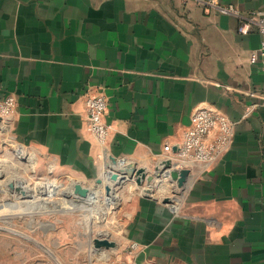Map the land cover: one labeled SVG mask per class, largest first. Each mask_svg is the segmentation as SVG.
Listing matches in <instances>:
<instances>
[{"label":"crops","instance_id":"crops-1","mask_svg":"<svg viewBox=\"0 0 264 264\" xmlns=\"http://www.w3.org/2000/svg\"><path fill=\"white\" fill-rule=\"evenodd\" d=\"M216 1L237 15L193 0H0L6 133L56 165L86 169L103 147L85 99L102 95L106 155L131 167L128 157L166 156L159 163L188 170L181 188L164 176L176 193L168 203L158 191L135 202V246L108 264H264L261 36L237 31L264 0ZM201 108L231 124L230 142L211 163L180 165L172 156ZM220 133L217 124L205 141Z\"/></svg>","mask_w":264,"mask_h":264},{"label":"rangeland","instance_id":"rangeland-1","mask_svg":"<svg viewBox=\"0 0 264 264\" xmlns=\"http://www.w3.org/2000/svg\"><path fill=\"white\" fill-rule=\"evenodd\" d=\"M10 121L0 116L1 125L7 126ZM3 132L0 133V178H3L0 186H5L0 189V264L111 263L134 248L128 228L135 202L150 198L148 191H158L162 199L157 201L164 204V200L171 201L176 195L170 178L158 173L159 164H168L165 171L173 167L168 162L159 163L166 156L148 162L128 157L136 170L128 177V169L119 165V158L109 154L106 157V146L102 144V152L89 167L71 169L56 165L52 158L15 140L6 130ZM22 149L35 154L36 162L20 159ZM168 152L165 150L163 154L171 158ZM172 158L184 166L190 161L197 163L183 157L180 151ZM111 173L123 175L124 179L114 181ZM46 181L57 182L63 189L61 195H42L36 198V203H31L22 194L24 185L33 187ZM175 186L181 188L177 183ZM96 190L98 199L88 201V196ZM4 191L8 193L5 195ZM81 191L86 194L81 195ZM114 196L115 203L109 205V198Z\"/></svg>","mask_w":264,"mask_h":264},{"label":"built area","instance_id":"built-area-1","mask_svg":"<svg viewBox=\"0 0 264 264\" xmlns=\"http://www.w3.org/2000/svg\"><path fill=\"white\" fill-rule=\"evenodd\" d=\"M204 11H218L221 14L237 15L233 6L220 5L216 0H193ZM237 27L240 35H248L252 28L261 36L260 48L258 51L261 57V70L264 75V13L252 11L247 16L241 17ZM13 100L11 97L0 102V116L8 118L11 116ZM87 111V128L101 143L105 144L110 127L103 121L106 110V100L102 95H91L85 99ZM195 126L183 135L180 146V153L189 160L201 163H211L228 146L231 139V124L222 121L219 117L207 108L197 109L193 115ZM219 124L221 133L213 142H206L205 138L209 130ZM135 246V245H133Z\"/></svg>","mask_w":264,"mask_h":264},{"label":"bare ground","instance_id":"bare-ground-1","mask_svg":"<svg viewBox=\"0 0 264 264\" xmlns=\"http://www.w3.org/2000/svg\"><path fill=\"white\" fill-rule=\"evenodd\" d=\"M2 126V125H1ZM0 128H2V129H0V133H4L3 131L5 130H3V126L2 127H0ZM26 150V149H25ZM23 151V149L19 152V158L21 159V158H25V159H29V160H31L32 161V159H34V162H36L35 160H36V156L34 155V154H31L30 152H27V151ZM17 154V153H16ZM108 155H106V157H107ZM9 161V160H8ZM1 162V161H0ZM120 163H121V166L122 167H126L127 169H128V177L132 174H134V171H136L135 169H134V167L132 166H127V162L126 161H120ZM11 164V163H10ZM36 165V164H35ZM168 168V164H164L163 166H158L157 168H158V172H162L163 173V176H168L169 178H170V180L171 181H174V182H176L177 183V180H178V178H179V176H180V174H182L183 173V169H180V170H177V169H173V168H170V169H168V171H165V168ZM146 172H147V169L145 170ZM175 175V177L173 178L172 177V175ZM131 175V176H132ZM130 176V177H131ZM2 178V177H1ZM0 178V179H1ZM3 179V178H2ZM140 180H141V178H140ZM35 186H33V187H28V186H23L22 188H23V192H22V194L24 193L25 194V197H29V199H30V201L29 202H31V203H36V201H37V199L36 198H39L40 196H42V195H46V196H50V197H53V196H59V195H61V192H60V190L62 191L63 189H61L60 188V185L57 183V182H47L46 181V183H36V184H34ZM3 186H5V184L4 185H1L0 186V189H2L3 188ZM110 186V185H109ZM4 189H5V187H4ZM3 189V190H4ZM11 189V188H10ZM10 189H9V191H10ZM7 190V189H6ZM17 190V189H16ZM15 190V191H16ZM112 189H110V191H111ZM152 190V189H151ZM2 191V190H1ZM69 191V190H68ZM11 192V191H10ZM3 193V192H2ZM4 193H5V191H4ZM7 193H8V191H7ZM7 193H5V195L7 194ZM21 194V195H22ZM64 194H65V192H64ZM67 194V193H66ZM148 194H152V191H148ZM63 195V194H62ZM68 195V194H67ZM70 195H71V193H70ZM20 196V195H19ZM6 197V196H5ZM8 197V196H7ZM98 197H99V191H94L93 193H91V195H89L88 196V201L89 200H91V199H98ZM22 198V197H21ZM3 199H5V198H2V200ZM16 199V198H15ZM6 200V199H5ZM114 200V201H113ZM1 201V200H0ZM109 205H113L114 203H115V196L114 197H112V198H109ZM95 203V202H94ZM97 208V207H96ZM70 211V210H69ZM106 214V213H105ZM104 255V254H103ZM104 257H106V254L104 255ZM104 257H102V258H104Z\"/></svg>","mask_w":264,"mask_h":264},{"label":"water","instance_id":"water-1","mask_svg":"<svg viewBox=\"0 0 264 264\" xmlns=\"http://www.w3.org/2000/svg\"><path fill=\"white\" fill-rule=\"evenodd\" d=\"M166 168H167V167H166ZM158 173H159V172H158ZM188 174H189V173H188V170H184L183 173L180 174V176H179V178H178V180H177V184H178V186H182V185H183V183H184L186 177L188 176ZM130 176H131V175H130ZM130 176H129V177H130ZM172 177L174 178L175 175L173 174ZM110 178H111L112 180H114V181H119V180H121V179H124V176H123V175H118V174H116V173H111V174H110ZM80 193H81V195H83V196L86 194L85 191H81ZM164 202H165V203H168L169 201L165 200Z\"/></svg>","mask_w":264,"mask_h":264}]
</instances>
